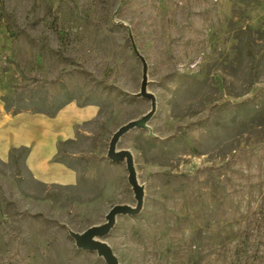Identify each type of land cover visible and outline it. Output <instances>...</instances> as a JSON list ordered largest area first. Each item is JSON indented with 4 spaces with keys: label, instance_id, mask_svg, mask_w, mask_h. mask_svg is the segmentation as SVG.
<instances>
[{
    "label": "rangeland",
    "instance_id": "1",
    "mask_svg": "<svg viewBox=\"0 0 264 264\" xmlns=\"http://www.w3.org/2000/svg\"><path fill=\"white\" fill-rule=\"evenodd\" d=\"M143 73L155 111L115 146L132 155L141 208L101 241L118 264H264V0L0 1V113L34 140L47 132L43 155L65 135L34 110H96L59 151L74 184L0 160V264H106L69 232L136 206L125 160L107 151L151 108L134 96ZM27 76L41 81L16 89Z\"/></svg>",
    "mask_w": 264,
    "mask_h": 264
},
{
    "label": "crops",
    "instance_id": "2",
    "mask_svg": "<svg viewBox=\"0 0 264 264\" xmlns=\"http://www.w3.org/2000/svg\"><path fill=\"white\" fill-rule=\"evenodd\" d=\"M95 113L96 110L91 105L78 107L75 103L70 102L63 106L53 117H48L44 114L35 116L42 119V126L46 123L45 119L52 120L58 118V128L61 127L60 130L65 135L60 138L56 136L54 141L55 146L53 143L50 150L43 155H37L33 149L37 142H39V146L46 145L47 140L41 139V137L46 135L47 132L41 133L40 136L38 135L39 138L37 137L34 140L35 133H32L30 128L27 127L28 123L22 124V122H18L19 117L17 115L15 117L6 113H0V160L3 161L8 158L11 148L27 146L30 151L25 159L26 167L36 181L45 184H74L77 176L75 170L63 163L55 162L53 158L57 153L58 143L66 139H72L74 137L75 125L92 117ZM23 118L29 119V117Z\"/></svg>",
    "mask_w": 264,
    "mask_h": 264
},
{
    "label": "water",
    "instance_id": "3",
    "mask_svg": "<svg viewBox=\"0 0 264 264\" xmlns=\"http://www.w3.org/2000/svg\"><path fill=\"white\" fill-rule=\"evenodd\" d=\"M146 75L143 73L140 91L134 96L144 97L151 102L150 110L141 116L139 119L130 120L127 123L121 125L111 136L108 145L107 156L114 160H125L126 169L128 172L127 180L134 192L136 199V206L130 207L128 205H116L105 216V223L99 226H92L83 231L82 233L69 232V235L74 239L77 248L84 249L90 252H96L102 257L106 264H118L116 257L113 255L110 247L101 241V238L105 237L109 229L114 223V217L117 214H137L140 211L142 203L143 188L138 185L136 175L133 167L132 155L128 150H115L116 142L119 137L132 128H147L146 123L153 115L155 111V99L154 96L146 91Z\"/></svg>",
    "mask_w": 264,
    "mask_h": 264
},
{
    "label": "trees",
    "instance_id": "4",
    "mask_svg": "<svg viewBox=\"0 0 264 264\" xmlns=\"http://www.w3.org/2000/svg\"><path fill=\"white\" fill-rule=\"evenodd\" d=\"M0 1H2V0H0ZM13 64H14L16 70L19 71L18 64H17V63H13ZM26 79H27V83L24 84V85H22V86H21V85L17 86L16 89H20V90H22V89H24V88H27V87L29 86V84H35L37 81H41L40 79L36 78L35 76H27ZM70 101H71V100H68V101L62 103L61 105H59L58 107H56L54 110L44 111L43 109H36V110H34L33 112H35V113H40V114H44V115H46V116H48V117H53V116L56 115V113H57V112H58L63 106H65L66 104L70 103ZM44 103H46V101H45ZM4 108H5L6 112H9V111H10V107H9V105L6 104ZM23 110H30V109H28V108H23V107H22V108H20V109H17L16 111H11V114L15 115V114H18L19 112H21V111H23ZM71 141H72V139H66V140L60 141V142L58 143V146H57V153H56V155H55L54 158H53V160H54L55 162H59V163H63V164H65V163L61 160V157H60L59 151L61 150V147H62L63 144H65V143H67V142H71ZM29 151H30V149H29V147H27V146L13 147V148H11L10 151H9L8 158H9L10 160H14V161H17V160L20 159V158H21V159H26V157H27L28 154H29ZM65 165H66V164H65ZM66 166L69 167V168H71V169H73V168H72L71 166H69V165H66ZM73 170H74V169H73ZM0 226L3 228V223H2L1 221H0ZM13 256H17V257H19V256H18V252H17L16 249H15V250L11 253V255H9L8 257L10 258V257H13Z\"/></svg>",
    "mask_w": 264,
    "mask_h": 264
},
{
    "label": "bare ground",
    "instance_id": "5",
    "mask_svg": "<svg viewBox=\"0 0 264 264\" xmlns=\"http://www.w3.org/2000/svg\"><path fill=\"white\" fill-rule=\"evenodd\" d=\"M30 122H31V121H30ZM30 122H29V123H30ZM24 123H28V122H24Z\"/></svg>",
    "mask_w": 264,
    "mask_h": 264
}]
</instances>
